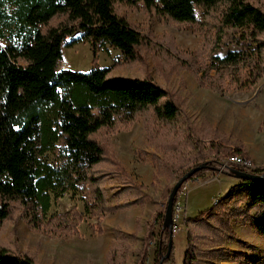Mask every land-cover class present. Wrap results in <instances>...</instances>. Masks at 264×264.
Masks as SVG:
<instances>
[{"label": "trees", "instance_id": "trees-1", "mask_svg": "<svg viewBox=\"0 0 264 264\" xmlns=\"http://www.w3.org/2000/svg\"><path fill=\"white\" fill-rule=\"evenodd\" d=\"M139 2L173 23L201 27L212 18L214 35L208 58L178 54L181 66L201 72L200 84L219 90H249L263 75L264 8L251 0H0V37L9 38L6 47L0 44V226L19 215L29 228L73 234L86 215L100 218L133 205L142 208L149 198L144 185L121 165L109 140L111 133L140 116L146 140L155 148L152 181L158 174L167 180L160 204L146 222L136 263L147 264L156 222L164 239L155 261L167 247L168 230L161 222L171 182L201 162L209 165L185 179L177 195L188 180L214 166L209 161L234 154L250 159L218 129L204 122L193 124L183 97L150 76L142 48L153 46L151 30L140 31L116 9V3ZM65 39L72 44L86 39L94 51L108 44L124 62L142 64L145 74L112 75L117 61L104 67L94 63L87 71L58 67ZM156 66L170 74L174 63L157 60ZM48 150L54 154L52 162L42 158ZM262 171L264 167L253 170ZM113 176L119 185L110 204L104 184ZM74 189L82 192L83 211L72 207L46 216L51 199ZM245 223L264 237V179H240L226 194L216 197L211 207L185 218L186 247L180 264L245 257L242 251L224 246L226 240L239 241L232 225ZM138 224L136 219L135 229L129 233L132 239ZM114 244L108 264H124L130 243L121 236ZM173 250L171 244L163 261L174 260ZM0 264L41 263L14 243H0ZM255 264H264V256Z\"/></svg>", "mask_w": 264, "mask_h": 264}, {"label": "rangeland", "instance_id": "rangeland-1", "mask_svg": "<svg viewBox=\"0 0 264 264\" xmlns=\"http://www.w3.org/2000/svg\"><path fill=\"white\" fill-rule=\"evenodd\" d=\"M251 1L264 8V0ZM116 9L140 31L151 30L153 36H150V39L153 46L142 48L145 67L153 80L177 91L183 97L190 121L193 124L204 122L210 127L218 129L232 145H238L245 150L254 168L264 167V72L249 90H219L207 84L202 85L199 83L201 72H194L190 68L183 67L177 60L180 59L178 54L199 57L201 60L208 58L207 51L213 42L214 35L211 17H208L205 24L198 27L190 23H173L153 11H147L140 2L135 5L116 3ZM56 21L57 19L54 18L52 22ZM8 39L6 36L0 37L2 47L7 46ZM224 40L230 41L229 38H224ZM70 43V39L63 41L62 60L58 67L87 71L92 68L94 63L104 67L117 61L118 65L111 70L110 74L112 75L140 77L145 74L142 64L124 62L118 50L108 44L97 47L94 51L91 43L86 39ZM167 44L172 46L176 52L169 49ZM159 45L167 50L172 59L170 55L161 51ZM157 60L174 63L171 73L162 72L156 66ZM166 71H169V67L166 68ZM211 73L213 74V70ZM109 140L121 165L135 180L144 185V191L149 198L142 208L133 205L122 210L108 212L100 218L86 215L78 224L76 233L61 235L48 234L42 230L29 228L23 218L17 215L13 219L4 221L0 226V243H14L20 251L33 254L41 264H108V260L113 256L111 249H113V245L115 246V240L124 236L130 243L124 264H136L144 244L146 222L152 219V215L159 206L162 188L167 180L163 174H158L157 180L152 181L154 168L151 159L155 148L146 140L144 124L140 116L131 124L111 133ZM42 158L52 162L54 154L48 150L42 155ZM209 164L219 165L217 161H209ZM209 171L215 173V169L209 168L204 170L201 176L211 175ZM222 173L224 172L219 174ZM231 179L232 177L220 176L213 181L196 184L189 190L186 200L183 202L181 229L177 233H172L174 260L172 262L170 260L162 261V264L181 263L186 247L184 215L194 217L200 211L211 207L214 199L226 194L229 187L234 184ZM174 181L171 182L170 188ZM187 182L192 185L195 183V179ZM118 185L119 180L115 176L108 177L104 184L106 199L110 204L114 202L113 191ZM83 204L82 192L78 189L68 190L62 193L57 200L51 199L46 216L72 207L83 211ZM136 219L139 220V224L136 227V236L132 239L129 237V233L135 229ZM246 224L249 225L250 230L243 228ZM235 225L241 226L237 228V232L233 227L237 237L240 235L241 239L248 241L254 250L251 249L252 252L249 254L241 248L232 249L242 251L245 257H215L212 260L213 264H217L215 262L217 258H227L229 261H233V264H237L240 259H243L247 264H255L259 258L264 256V248L259 247L261 245L264 247V237L258 234L249 223ZM154 229L156 236L147 250V264L157 263L155 256L158 245L164 239L159 233L158 222L155 223ZM235 243L249 247L247 242L241 240L235 241ZM259 249L263 250L260 254L258 253Z\"/></svg>", "mask_w": 264, "mask_h": 264}, {"label": "water", "instance_id": "water-1", "mask_svg": "<svg viewBox=\"0 0 264 264\" xmlns=\"http://www.w3.org/2000/svg\"><path fill=\"white\" fill-rule=\"evenodd\" d=\"M207 162H201L196 166H193L189 168L187 171H185L182 175H180L172 184L167 198L166 203L163 211V219L161 222L162 228H166L168 230V238H167V247L164 253L160 252L159 260L156 264H162V261L164 258H166L171 250V244H172V232H171V226H172V217H173V202L174 198L176 196L178 188L182 185L183 181L187 179L195 170L208 167ZM213 169H217V166H213ZM229 173L233 174L235 177L243 180V179H257L262 180L264 179V171L262 172H253V171H247L243 169H239L236 167H229Z\"/></svg>", "mask_w": 264, "mask_h": 264}, {"label": "built area", "instance_id": "built-area-1", "mask_svg": "<svg viewBox=\"0 0 264 264\" xmlns=\"http://www.w3.org/2000/svg\"><path fill=\"white\" fill-rule=\"evenodd\" d=\"M218 163L219 165L217 166L218 168L215 169V174L229 171V167H231L232 165L240 166L244 168L243 170H247V171L254 170V166L252 164L246 162L245 158L237 154L223 158L220 161H218ZM184 186L174 198L173 217H172V226H171L172 233H177L181 229V222L183 221V217H182L183 202L186 200V193Z\"/></svg>", "mask_w": 264, "mask_h": 264}, {"label": "crops", "instance_id": "crops-1", "mask_svg": "<svg viewBox=\"0 0 264 264\" xmlns=\"http://www.w3.org/2000/svg\"><path fill=\"white\" fill-rule=\"evenodd\" d=\"M251 161V160H250ZM208 172V171H207ZM209 172H211V175H207L206 176V174H205V176H200V177H197L196 179H195V183H193L192 185H190V182H187V183H185V193H186V197H187V194H188V192H189V190L192 188V187H194L196 184H202V183H207V182H209V181H213V180H215V179H218V177H220V176H227V178H229V177H232V183H237V182H239L240 180L237 178V177H235L233 174L232 175H230V174H227V173H222V174H219V175H217V174H215L213 171H209ZM206 173V172H205ZM184 217L186 218L187 216L186 215H184ZM233 227H234V229L236 230V232L238 231L237 230V228L238 227H241V226H236L235 224H233L232 225ZM243 228H245V229H249L250 230V227H249V225L248 224H246L245 226H243ZM239 238V240H241V241H244V242H247L248 243V241H245L244 239H241V237H240V235L238 236ZM225 246H227L228 248H230V249H239V248H241V249H243V251H246L247 253H251L252 252V250H254V248H251L250 247V245H249V243H248V246L249 247H246V246H241V245H239V244H236L235 243V241H230V240H227L225 243ZM260 248H264L262 245L261 246H259ZM252 249V250H251ZM260 251L258 252L259 254L263 251L262 249H259ZM215 262L217 263V264H233V261H229V259H227V258H217L216 260H215ZM237 264H247L245 261H243V259H240L238 262H237Z\"/></svg>", "mask_w": 264, "mask_h": 264}, {"label": "bare ground", "instance_id": "bare-ground-1", "mask_svg": "<svg viewBox=\"0 0 264 264\" xmlns=\"http://www.w3.org/2000/svg\"><path fill=\"white\" fill-rule=\"evenodd\" d=\"M242 157H243V156H242ZM243 158H244V157H243ZM245 160H246V162H249V163L251 164V161H250V160H248V159H246V158H245ZM214 202H215V201H214Z\"/></svg>", "mask_w": 264, "mask_h": 264}]
</instances>
